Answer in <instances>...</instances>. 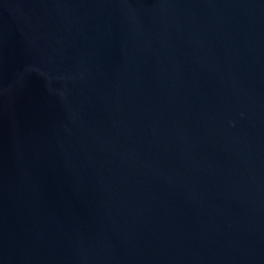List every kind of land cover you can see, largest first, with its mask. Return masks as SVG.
<instances>
[{
    "label": "water",
    "instance_id": "1",
    "mask_svg": "<svg viewBox=\"0 0 264 264\" xmlns=\"http://www.w3.org/2000/svg\"><path fill=\"white\" fill-rule=\"evenodd\" d=\"M0 264H264V0H0Z\"/></svg>",
    "mask_w": 264,
    "mask_h": 264
}]
</instances>
